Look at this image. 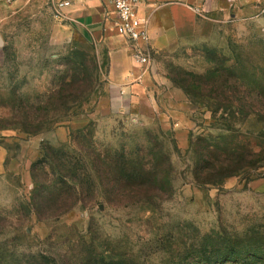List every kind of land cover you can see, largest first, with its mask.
Segmentation results:
<instances>
[{"label":"rangeland","instance_id":"374dc122","mask_svg":"<svg viewBox=\"0 0 264 264\" xmlns=\"http://www.w3.org/2000/svg\"><path fill=\"white\" fill-rule=\"evenodd\" d=\"M60 1L0 0V264H206L213 239L232 246L264 234V0L208 16L184 43L149 45V70L113 29L99 40L75 26ZM121 52L144 75L134 108L114 113L110 71ZM78 72L93 81L81 96ZM191 75L205 79L199 89ZM198 145L211 152L202 185ZM133 171L148 192L110 191L130 188ZM161 171L172 185L162 199L151 192ZM36 186L76 205L40 218Z\"/></svg>","mask_w":264,"mask_h":264},{"label":"crops","instance_id":"0c3cea01","mask_svg":"<svg viewBox=\"0 0 264 264\" xmlns=\"http://www.w3.org/2000/svg\"><path fill=\"white\" fill-rule=\"evenodd\" d=\"M68 1L71 5L63 11L68 20L82 31L100 40L113 29L115 14L107 0ZM255 1L143 0L140 13L150 21L149 45L155 47L173 41L184 43L193 38L208 16L230 12L231 9L240 7L242 2L249 7ZM122 40L127 46L125 39ZM126 49L129 51L130 46ZM130 64V59L124 52L112 59L109 92L110 106L114 113L134 108V98L131 95L141 89L137 83L144 74L131 70Z\"/></svg>","mask_w":264,"mask_h":264},{"label":"trees","instance_id":"16d2710c","mask_svg":"<svg viewBox=\"0 0 264 264\" xmlns=\"http://www.w3.org/2000/svg\"><path fill=\"white\" fill-rule=\"evenodd\" d=\"M230 73V72H229ZM232 74V73H231ZM219 75V72H218ZM216 75V78L218 79L217 82L220 84H223L225 82V79L223 78V76L221 75ZM218 76V77H217ZM192 78H194L195 80H197L199 83L197 82H192V86L194 89H199L200 85L204 84V78L202 77H194L191 75ZM234 77V75H233ZM90 77H86L84 72H78L77 76H76V89H78V94L84 95L86 94L88 91L91 90L92 86H93V81L89 79ZM65 83V82H64ZM209 84L204 85L205 87L208 86ZM66 89L62 90L59 92V95L65 96L66 97ZM262 93L259 92V96ZM264 93L262 94V99L264 101ZM44 152V154L46 156H48L53 162L54 164L57 166L58 165V159L56 157H54L53 153H51L50 149H43L42 150ZM195 153L198 155V157L200 158L198 160V165L195 171V180L198 184L202 185V184H206V182L204 181V177L205 175H209L211 173V167H209L212 162L210 160V149L208 147V145L206 146H196L195 148ZM230 162L232 163L233 160L230 159ZM59 171L61 173H63L61 168H58ZM169 171H170V166H169ZM169 171H161L160 173H155L154 175V179L156 181H158L159 179L162 181V183L155 185V188H153V190H151V192L153 193L154 197L157 198H165L170 197L172 194V185H171V181H170V172ZM236 173V170L234 171H230L225 173V177H230L232 175H234ZM126 176L130 177L129 181L131 182V187L128 188L127 186H123L120 183L114 184L113 187L111 188L110 191L114 192L115 194H117L118 196L122 197L125 196L128 192L135 194V195H139L140 193H146L148 192L145 188H142L140 185L137 184L138 181H140L141 179H139V177L141 176V174L136 172H132L129 173V175H127V173H125ZM51 189H47L44 187H40V186H36L35 191H34V198H33V209L35 214L40 217H55V216H60L62 214L67 213L68 211H70L75 205H76V201L73 202L72 204H68L67 202H63V203H59L60 200H48V198L52 195V196H56L57 190L55 188L52 189V191H50ZM72 191V195L75 196V200L78 199V192L76 191V189H71ZM107 191V190H106ZM59 205V206H58ZM57 207V208H56ZM57 210V211H56ZM220 237V234L218 233H211L210 235L205 236V239H210L213 237ZM248 240L246 242H243L241 244H232V246L234 247V245H240L242 246L243 250L236 252V250H232L231 249V245H228L227 242L221 238H216L213 239V241L215 243L209 244L210 246V254H208V260L206 262V264H237L243 260L244 263L249 262L250 260H254L255 262H260L264 264V234L260 231L258 232H250L247 237ZM205 248H208L205 246ZM212 254H214L213 258H212ZM200 255L199 257V262L205 261L204 256L206 255L205 253L202 252H197L195 254ZM260 260V261H258ZM73 264H96V261H93V263H90V260H87L85 258H81V260L79 262H74V260L72 261ZM199 264V263H197Z\"/></svg>","mask_w":264,"mask_h":264},{"label":"built area","instance_id":"2783aa9c","mask_svg":"<svg viewBox=\"0 0 264 264\" xmlns=\"http://www.w3.org/2000/svg\"><path fill=\"white\" fill-rule=\"evenodd\" d=\"M1 1L11 5L14 0ZM107 2L115 14L113 30L130 46L132 57L137 65L149 70L153 61L149 48L150 21L140 13L143 0H107ZM70 5V1L62 0L58 8L63 11Z\"/></svg>","mask_w":264,"mask_h":264},{"label":"water","instance_id":"95a60500","mask_svg":"<svg viewBox=\"0 0 264 264\" xmlns=\"http://www.w3.org/2000/svg\"><path fill=\"white\" fill-rule=\"evenodd\" d=\"M2 45V41H1V39H0V46Z\"/></svg>","mask_w":264,"mask_h":264}]
</instances>
